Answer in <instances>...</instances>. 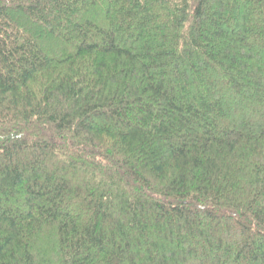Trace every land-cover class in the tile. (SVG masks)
<instances>
[{"label":"trees","instance_id":"1","mask_svg":"<svg viewBox=\"0 0 264 264\" xmlns=\"http://www.w3.org/2000/svg\"><path fill=\"white\" fill-rule=\"evenodd\" d=\"M0 264H264V0H0Z\"/></svg>","mask_w":264,"mask_h":264}]
</instances>
